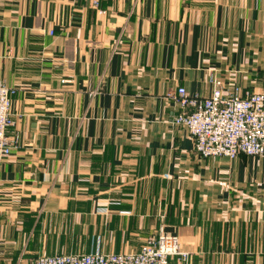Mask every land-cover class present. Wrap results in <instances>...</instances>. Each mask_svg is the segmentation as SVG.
Wrapping results in <instances>:
<instances>
[{
  "label": "crops",
  "instance_id": "obj_1",
  "mask_svg": "<svg viewBox=\"0 0 264 264\" xmlns=\"http://www.w3.org/2000/svg\"><path fill=\"white\" fill-rule=\"evenodd\" d=\"M0 81V264L161 232L187 264H264V157L199 156L170 98L264 91V0H0Z\"/></svg>",
  "mask_w": 264,
  "mask_h": 264
},
{
  "label": "built area",
  "instance_id": "obj_2",
  "mask_svg": "<svg viewBox=\"0 0 264 264\" xmlns=\"http://www.w3.org/2000/svg\"><path fill=\"white\" fill-rule=\"evenodd\" d=\"M95 9L100 0H89ZM16 90L0 81V165L19 147L20 137L10 135L16 121L11 115ZM181 109L173 124L188 130L195 152L203 158L235 160L240 155L264 157V91L247 93L240 89L225 93L215 89L208 98L190 95L180 87L170 97ZM189 253L178 237L163 232L151 237L134 253L45 256L30 264H187Z\"/></svg>",
  "mask_w": 264,
  "mask_h": 264
}]
</instances>
